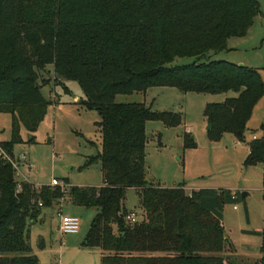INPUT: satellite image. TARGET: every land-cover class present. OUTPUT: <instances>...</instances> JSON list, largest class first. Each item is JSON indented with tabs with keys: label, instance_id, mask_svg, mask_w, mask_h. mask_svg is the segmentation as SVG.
I'll use <instances>...</instances> for the list:
<instances>
[{
	"label": "trees",
	"instance_id": "obj_1",
	"mask_svg": "<svg viewBox=\"0 0 264 264\" xmlns=\"http://www.w3.org/2000/svg\"><path fill=\"white\" fill-rule=\"evenodd\" d=\"M260 15L257 0H0V113L11 118L2 149L13 157L20 128L34 134L51 104L41 91L42 74L52 66L54 80L75 82L100 121L103 185L59 188L16 180L0 157V264H39L28 242L29 226L44 209L65 197L96 209L83 245L101 252L100 264H231L222 256L226 242L222 211L237 198L221 189L162 188L145 181L147 122L167 128L181 115L152 112L144 104H116L117 95L173 88L181 93L224 94L234 98L203 110L210 142L224 134L243 140L264 81L256 69L225 61L201 62L228 50L231 38L245 37ZM194 59L175 65L176 59ZM24 111L26 115H22ZM248 143L243 166L264 171V127ZM183 149L196 147L184 133ZM31 136L27 143H33ZM19 187V189H18ZM135 191L141 219L125 221L127 190ZM260 260L264 264V230ZM42 247V246H41Z\"/></svg>",
	"mask_w": 264,
	"mask_h": 264
},
{
	"label": "rangeland",
	"instance_id": "obj_2",
	"mask_svg": "<svg viewBox=\"0 0 264 264\" xmlns=\"http://www.w3.org/2000/svg\"><path fill=\"white\" fill-rule=\"evenodd\" d=\"M260 15L242 38H231L228 50L209 53L201 62L225 61L238 66L253 68L264 81V0H257ZM194 59H176L172 65H188ZM48 82L43 97L50 101L46 115L34 134L20 128V143L12 148L19 162L21 178L35 186H49L52 179L72 187L103 185L99 161L86 165L101 150V133L96 125L100 118L96 110L85 108V97L75 82L54 80L52 66L42 74ZM236 94L181 93L173 88H150L145 93L117 95L116 104H144L152 112H172L181 115V124L167 128L160 122L145 125V180L153 185L175 188L183 185L186 191L221 189L237 198L226 204L222 211V227L229 245L222 256L231 264H256L260 260L261 239L264 230V171L260 165L245 168L248 143L261 138L264 127V98L254 107L241 142L224 134L219 142H210L206 136L207 122L203 110L207 104L223 103ZM22 115H26L21 111ZM184 133H190L196 143L194 149H183ZM11 118L0 113V142H8ZM34 136L33 143H27ZM25 182V181H24ZM242 193L247 196L242 198ZM125 209L141 219L138 197L129 189L125 195ZM63 216L79 219L76 235L58 232ZM96 209L73 205L66 197L54 207L44 209L40 218L29 226L28 242L39 264H100V250L83 245ZM42 246V247H41Z\"/></svg>",
	"mask_w": 264,
	"mask_h": 264
},
{
	"label": "built area",
	"instance_id": "obj_3",
	"mask_svg": "<svg viewBox=\"0 0 264 264\" xmlns=\"http://www.w3.org/2000/svg\"><path fill=\"white\" fill-rule=\"evenodd\" d=\"M256 137H253V140H255ZM0 157H2L6 162L10 163L15 170V176L16 178L20 177V171H19V162H26L27 158L26 156L22 155L17 158V160L14 159V157H9L2 149H0ZM19 181V180H18ZM50 187L52 188H59L61 192L67 193V187L66 185H63L62 183H59L56 179H52L50 183ZM19 189V187H18ZM58 217L60 218L59 226H58V232L61 235H76L79 232L80 228V222L79 219L76 217H69V216H63L58 213ZM125 221L129 224H135L138 222L137 216L134 212H129L126 217Z\"/></svg>",
	"mask_w": 264,
	"mask_h": 264
},
{
	"label": "crops",
	"instance_id": "obj_4",
	"mask_svg": "<svg viewBox=\"0 0 264 264\" xmlns=\"http://www.w3.org/2000/svg\"><path fill=\"white\" fill-rule=\"evenodd\" d=\"M260 129H262V127H260ZM20 176H21V172H20ZM19 178H21V177H19ZM24 181L27 182L26 180H24ZM24 181H23V180H22V181L19 180V182H24ZM145 181H146V180H145ZM146 182H147V181H146ZM147 183H148V182H147ZM33 185H34V184H33ZM34 186H35V185H34ZM49 186H50V185H49ZM35 187H36V188H39L40 186H35ZM162 188H165V187H162ZM184 190H185V189H184ZM185 192H186V193H189L190 191H186V190H185ZM55 205H56V204H55ZM55 205H54V206H55ZM54 206H53V207H54ZM128 213H129V212H128ZM100 256H101V253H100ZM99 263H100V261H99Z\"/></svg>",
	"mask_w": 264,
	"mask_h": 264
},
{
	"label": "water",
	"instance_id": "obj_5",
	"mask_svg": "<svg viewBox=\"0 0 264 264\" xmlns=\"http://www.w3.org/2000/svg\"><path fill=\"white\" fill-rule=\"evenodd\" d=\"M209 130V126H207V128H206V131H208ZM242 198H245L247 195L245 194V193H242ZM226 242L228 243V241L226 240Z\"/></svg>",
	"mask_w": 264,
	"mask_h": 264
}]
</instances>
